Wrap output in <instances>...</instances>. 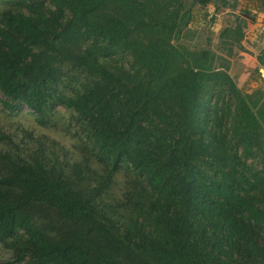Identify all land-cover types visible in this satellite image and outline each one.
Here are the masks:
<instances>
[{
  "label": "trees",
  "instance_id": "trees-1",
  "mask_svg": "<svg viewBox=\"0 0 264 264\" xmlns=\"http://www.w3.org/2000/svg\"><path fill=\"white\" fill-rule=\"evenodd\" d=\"M191 13L0 0L5 109L56 128L63 107L81 141L0 129L8 264H264V91L244 95L215 52L176 43Z\"/></svg>",
  "mask_w": 264,
  "mask_h": 264
},
{
  "label": "rangeland",
  "instance_id": "rangeland-1",
  "mask_svg": "<svg viewBox=\"0 0 264 264\" xmlns=\"http://www.w3.org/2000/svg\"><path fill=\"white\" fill-rule=\"evenodd\" d=\"M215 0L206 7L193 5L185 0L186 9H192V19L182 30L181 38L176 42L191 51L212 50L219 57L217 67H224L244 95L264 91V20L255 11H247L251 0ZM241 26L239 30L238 27ZM232 29L225 36V30ZM257 97H260L258 95ZM3 95L0 93V129L14 132L17 127H26L36 134H45L67 147L80 144L75 136L76 128L70 122V114L63 107L56 115L59 125L46 128L38 125L28 108L16 116L5 109ZM214 102V98H213ZM83 136V135H82ZM123 178L117 177L122 183ZM122 185L114 187V194L120 197ZM13 252L0 244V264H8Z\"/></svg>",
  "mask_w": 264,
  "mask_h": 264
},
{
  "label": "crops",
  "instance_id": "crops-1",
  "mask_svg": "<svg viewBox=\"0 0 264 264\" xmlns=\"http://www.w3.org/2000/svg\"><path fill=\"white\" fill-rule=\"evenodd\" d=\"M260 15H261V17H263V20H264V14H261V13H260Z\"/></svg>",
  "mask_w": 264,
  "mask_h": 264
}]
</instances>
